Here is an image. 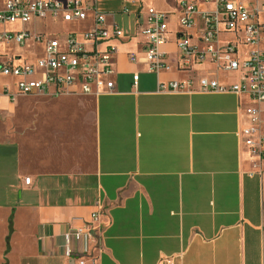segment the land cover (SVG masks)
Here are the masks:
<instances>
[{"label":"crops","instance_id":"1","mask_svg":"<svg viewBox=\"0 0 264 264\" xmlns=\"http://www.w3.org/2000/svg\"><path fill=\"white\" fill-rule=\"evenodd\" d=\"M123 1L130 13L121 22L101 9L106 27L111 31L116 24L124 33L101 47L117 50L112 93L13 97L16 87L5 94L8 84H2L0 264H264V174L248 175L252 166L237 136L247 123L248 98L157 92L161 82H238L236 74L208 61H181L177 37L186 30L190 44L202 48L204 22L196 16V24L184 30L180 3H195L200 12L214 5L138 0L143 18L148 8L170 17L168 42L161 48L168 68L154 73L138 26L141 5ZM239 1L252 10L250 1ZM37 22L64 23L28 24ZM74 25L67 32L86 31L92 20ZM19 30L18 24H0V33ZM234 39L223 34L219 44ZM12 44L0 41V54L28 60L27 45L14 44L25 48L16 53ZM257 47L264 50V43ZM253 48L239 45L243 56ZM19 98L38 103L28 130L16 125L27 114L18 108ZM94 216L98 228L77 237Z\"/></svg>","mask_w":264,"mask_h":264},{"label":"built area","instance_id":"2","mask_svg":"<svg viewBox=\"0 0 264 264\" xmlns=\"http://www.w3.org/2000/svg\"><path fill=\"white\" fill-rule=\"evenodd\" d=\"M136 12L138 26L146 37L145 60L150 72L158 73L168 68L166 54L161 48L168 42L169 14L148 8L143 18L144 6ZM214 8L200 12L197 4L182 1L181 27L185 30L196 24V16L204 22L203 47L189 42L186 30L177 37L181 61L184 66L208 61L217 69L237 75L238 82L224 85L207 77L197 83L161 82L158 93L216 92L246 96L250 106L246 109L247 123L237 136L250 160L249 176L264 174V50L257 46L264 43V0H248L252 10L239 0H202ZM129 14L128 8L124 9ZM106 14L99 11L97 0H3L0 5V24H28L35 20L64 23H82L92 20V27L83 32H66L58 36L33 33L28 29L0 33V41L25 46L28 41L42 45V53L34 60L0 54V74L16 79V94H10L9 85L4 93L15 95H70L98 96L115 89L113 58L117 50L106 46L111 40H120L123 30L116 24L110 31L106 27ZM223 34H233L235 39L219 44ZM252 46L244 56L239 45ZM132 61L136 60L131 55ZM138 75L134 76V84ZM197 85V88H196ZM30 184V179H26ZM93 223L78 230L77 237L85 231L98 228V216Z\"/></svg>","mask_w":264,"mask_h":264},{"label":"rangeland","instance_id":"3","mask_svg":"<svg viewBox=\"0 0 264 264\" xmlns=\"http://www.w3.org/2000/svg\"><path fill=\"white\" fill-rule=\"evenodd\" d=\"M97 7L100 11H105L107 13H111L115 15V20L117 22H121V19L126 20L127 18L123 15L124 14V9L129 7L128 4H126L123 0H97ZM102 9V10H101ZM45 22H50V20H47ZM18 24V28L20 30L26 28V27H19V25H25L29 28V26L35 27L36 30H46L45 32H60V33H66L70 29L74 28V23H58V24H53V23H48L47 26H45L44 22H37L35 25H30V24H21V23H16ZM54 36V35H51ZM27 47L26 50H28L30 56L28 60L32 61L36 59L43 51L42 45L40 43H36L34 41H28L27 42ZM12 51H15L16 53H21L25 51L19 50L16 45L12 44L11 45ZM248 49V48H246ZM245 50V49H244ZM16 83V79L12 77H7L2 74H0V91H2V84L6 85L8 84L10 86L11 91L15 89L14 84ZM70 97H85L84 95H70V96H63V97H58V98H70ZM35 99L33 98H19L17 101L18 108L21 110H24L27 114L20 116L19 119L16 121V125L18 130L21 129H29L30 126L33 123V116L32 113L35 109H37V104L36 101L34 102ZM38 102V101H37Z\"/></svg>","mask_w":264,"mask_h":264},{"label":"trees","instance_id":"4","mask_svg":"<svg viewBox=\"0 0 264 264\" xmlns=\"http://www.w3.org/2000/svg\"><path fill=\"white\" fill-rule=\"evenodd\" d=\"M10 229L12 230V218L10 219Z\"/></svg>","mask_w":264,"mask_h":264}]
</instances>
